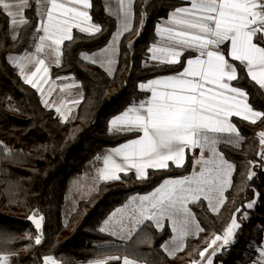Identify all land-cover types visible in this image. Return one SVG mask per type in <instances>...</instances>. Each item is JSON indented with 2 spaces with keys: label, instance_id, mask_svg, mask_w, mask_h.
Returning a JSON list of instances; mask_svg holds the SVG:
<instances>
[{
  "label": "snow or ice",
  "instance_id": "snow-or-ice-1",
  "mask_svg": "<svg viewBox=\"0 0 264 264\" xmlns=\"http://www.w3.org/2000/svg\"><path fill=\"white\" fill-rule=\"evenodd\" d=\"M139 4L137 29L133 25L137 0H103L106 14L115 18V31L103 47L90 54L80 52L79 59L114 76L122 38L133 32L139 38L151 0H139ZM92 8V0H0V17L4 20L0 30L5 31V38L17 45L28 43L34 47V51L25 49L18 55L9 53L5 59L19 70L23 82L40 94L42 105L54 108L62 121L69 119L72 108L80 104L83 96L68 105L63 99H50L56 91L51 86L54 81L50 67L62 66L65 42L76 39L73 29L87 41L103 35V26L93 22ZM154 35L157 39L148 47L150 55L142 66L166 70L179 65L181 70L140 82L138 89L150 92V96L134 100L109 119V135L134 134L135 138L106 151L103 167L96 170L98 179L124 182L131 176L141 183L151 178L150 170L187 168V153L192 154L191 170L183 176L164 178L147 194L128 197L100 223L97 231L127 242L146 224L159 233L167 228L170 239L160 244V249L174 258L175 253L184 250L186 237L203 231L193 206L205 204L209 211L218 212L227 200L226 192L233 186L235 165L219 151V146L239 148L245 138L231 118L252 124L264 121V110L249 102L247 89L233 83L248 79L259 93L257 99L264 96V0H184V6L172 8L167 18L155 25ZM135 42L129 41L128 51H133ZM72 87L82 85L62 84L61 91ZM255 135L261 146L257 153L260 163L249 162V167L264 168V130ZM13 155V149L0 142V184L5 189L11 182V172L3 165ZM100 159L97 155L96 160ZM255 175L249 171L248 179ZM93 190L98 188L85 190L89 199ZM253 192L255 198L232 213L222 234L215 235L208 247L199 252L201 260L192 264H214V257L225 246L235 243L236 232L242 227L237 217L244 208L253 209L259 198L260 194ZM240 218L248 217L244 213ZM28 220L36 230L34 236L26 237L29 247L41 245L45 217L34 210ZM260 231L264 233V228ZM14 240L13 234L0 231V243ZM138 243H151V236ZM249 247L255 255L248 257L245 264H264V235L259 243L250 242ZM12 255L0 249V264H10ZM42 264L59 262L52 255H45ZM87 264L136 261L126 255L105 256Z\"/></svg>",
  "mask_w": 264,
  "mask_h": 264
},
{
  "label": "trees",
  "instance_id": "trees-1",
  "mask_svg": "<svg viewBox=\"0 0 264 264\" xmlns=\"http://www.w3.org/2000/svg\"><path fill=\"white\" fill-rule=\"evenodd\" d=\"M92 3L90 14L93 22L102 25L105 32L95 40L87 41L83 39V34L75 30V41L65 42L62 66L52 69L53 77L71 75L82 85L83 100L74 120L62 121L54 110L42 105L40 94L23 82L18 69L5 57L9 53H23L29 44H14L5 38V31L0 30V142L14 151V155L3 165L11 172V182L7 189L0 184V231L15 237L11 243H0V249L14 253L12 256H17L21 264H42L45 255H52L60 264H81L105 256L123 258L125 255L144 264H192L194 260H200L199 252L208 247L214 236L222 234L232 213L255 198V190L260 195L254 208H244L237 217L242 227L236 232L235 243L229 244L214 257V264H245L248 257L255 255L249 247L250 242L259 243L264 235L260 231L264 228V168L249 167V162L260 163L257 153L261 146L255 134L264 130V121L252 124L232 117V122L245 138L244 142L239 148L221 145L219 150L235 165L233 186L226 192L227 200L218 213L209 211L205 204L193 206L203 231L187 239L184 250L176 253L174 258L160 249V244L170 239L167 228L159 233L146 224L127 242L102 234L97 229L128 197L152 191L164 178L188 174L191 153H187V168L173 166L165 172L150 170L151 178L141 183L131 176L124 182H102L90 199L77 203L67 222L63 219L66 190L72 179L84 173H94L102 165V157L108 148L135 138L134 134L109 135V119L134 100L148 97L147 92L138 89L140 82L181 70L179 65L166 70L142 65L149 56L148 47L157 39L155 25L165 20L172 8L184 5V0H151L139 38L135 32L122 38L114 76L107 75L97 65L79 59L80 52L91 53L103 47L116 27L115 18L105 12L103 0H92ZM140 11L137 0L133 20L137 29L140 27ZM3 24L4 20L0 17V29ZM132 40L136 41L133 51H128L126 45ZM233 83L247 89L249 102L254 108L264 110V96L257 99L259 93L250 80ZM97 155L101 156L100 160H96ZM249 171L256 173L251 180L248 179ZM34 210L45 217L44 241L41 245L29 247L27 235L36 234L34 224L28 220ZM246 211L248 218L241 219ZM149 236L151 243H138Z\"/></svg>",
  "mask_w": 264,
  "mask_h": 264
},
{
  "label": "rangeland",
  "instance_id": "rangeland-1",
  "mask_svg": "<svg viewBox=\"0 0 264 264\" xmlns=\"http://www.w3.org/2000/svg\"><path fill=\"white\" fill-rule=\"evenodd\" d=\"M75 30L76 29H73V33ZM28 50L34 51V47H32L29 44ZM19 54H22V53H19ZM13 55H16V54H13ZM42 58H43V56H42ZM53 67L54 66L50 67V77H51L52 81H54V83L51 86L53 88H55L56 91L53 93V95L50 99H53L56 101H60L61 99H63L65 102V105H68L69 102L72 100L80 99V96L81 95L83 96V91H82L81 87H72L70 90L61 91L62 84H64V85H72V84L80 85V82H78L76 79L74 81L72 79H65L62 81L57 80L56 79L57 77L52 76ZM65 77H73V76H71V75L60 76V78H65ZM47 87H48V85H45V88H47ZM144 99H146V98H144ZM141 100H143V99H141ZM78 107H79V105L72 108V112H71V115L69 116L68 120H72V119L74 120V118L76 117V114H77V110H78L77 108ZM51 109L55 111L54 108H51ZM56 114L59 116L58 113H56ZM196 155L197 156L199 155L198 149L196 150ZM84 176H87L86 179H88L89 181L91 180L90 181L91 184H85L86 183L85 181L81 182V180L83 179ZM102 182L103 181H100L98 179L97 171L95 173H92L90 176H89V174H83V175H77L72 179V181L68 187V190H66L67 193L65 196V201H64V206H63V219L65 220V222H67L69 220V217L71 216V214L76 210L77 205H78L77 203H79L82 200L89 198V195L87 194V192L85 190L98 188ZM95 191L96 190H93L92 193H94ZM215 213H218V212H215ZM245 213L248 216V212L246 211ZM234 239H235V237H234ZM10 264H21V263H20V261H18L17 256H12V257H10ZM59 264H60V262H59Z\"/></svg>",
  "mask_w": 264,
  "mask_h": 264
},
{
  "label": "crops",
  "instance_id": "crops-1",
  "mask_svg": "<svg viewBox=\"0 0 264 264\" xmlns=\"http://www.w3.org/2000/svg\"><path fill=\"white\" fill-rule=\"evenodd\" d=\"M182 6H184V5H182ZM149 55H150V54H149ZM147 58H148V57H147ZM146 60H147V59H146ZM146 60H145V61H146ZM152 63H153V62L149 61V64H150V65H152ZM154 78H155V77H154ZM146 82H147V81H146ZM143 92H147V93L149 94L148 96H150V92H148V91H143ZM231 120H232V118H231ZM111 148H112V147H111ZM108 149H110V148H108ZM108 149H107V150H108ZM107 150H106V151H107ZM105 153H106V152H105ZM102 167H103V160H102V165H101L99 168H102ZM99 168H98V169H99ZM95 172H96V170H95ZM95 172H94V173H95ZM84 174H89V176L91 175L90 173H84ZM82 175H83V174H82ZM86 177H87V176H84L83 179L81 180V182H84V181H85V182H86L85 184H91V182H90L91 180L89 181L88 179H86ZM178 177H179V176H178ZM145 194H147V193H145ZM136 195H137V194H136ZM139 195H144V194H139ZM200 227H201V226H200ZM198 233H199V232H198ZM198 233H197V234H194V235H192V236H190V237H186L184 243L186 244L187 239L192 238V237H196V236L198 235ZM114 238L117 239V240H119V241H121L120 239H118V238H116V237H114ZM227 246H228V245H227ZM169 247L171 248L172 245L169 244ZM225 247H226V246H225ZM178 253H179V252H178ZM175 255H176V253H175ZM129 259H130V258H129ZM93 260H94V259H93ZM200 260H201V258H200ZM200 260H198V261H200ZM57 261H58V260H57ZM134 261H135V260H134ZM81 264H87V262H82ZM136 264H144V263L136 261Z\"/></svg>",
  "mask_w": 264,
  "mask_h": 264
}]
</instances>
